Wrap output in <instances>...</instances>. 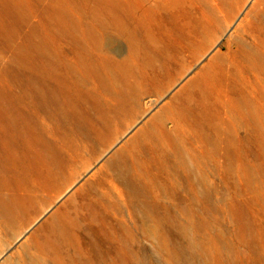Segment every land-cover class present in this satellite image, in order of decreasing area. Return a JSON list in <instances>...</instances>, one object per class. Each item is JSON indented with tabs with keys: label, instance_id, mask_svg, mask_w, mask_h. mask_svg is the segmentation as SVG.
I'll return each instance as SVG.
<instances>
[{
	"label": "rangeland",
	"instance_id": "374dc122",
	"mask_svg": "<svg viewBox=\"0 0 264 264\" xmlns=\"http://www.w3.org/2000/svg\"><path fill=\"white\" fill-rule=\"evenodd\" d=\"M255 2L0 0V264H264ZM149 122L132 191L106 166Z\"/></svg>",
	"mask_w": 264,
	"mask_h": 264
},
{
	"label": "bare ground",
	"instance_id": "6f19581e",
	"mask_svg": "<svg viewBox=\"0 0 264 264\" xmlns=\"http://www.w3.org/2000/svg\"><path fill=\"white\" fill-rule=\"evenodd\" d=\"M263 5L264 7V0H256L255 4L253 5L250 13L248 14L247 17H249V21L248 24L253 22L255 23H260V11L261 8L260 6ZM260 10V11H259ZM256 14V17L253 16V14ZM251 22V23H250ZM246 26L242 25L238 28L237 34L231 37V43H234V47L235 49L232 50L231 46L228 45V49L230 51H237L240 47H242L243 45H245V41L243 39V35L246 32ZM199 93V92H198ZM201 93V91H200ZM180 96H183L182 93L179 94ZM184 104L183 106L187 109L188 113H192V112H196L198 113V111L200 112V110H203L204 107L207 108V104L205 103L204 100H199V101H192V97H184L183 100ZM171 108V107H170ZM202 108V109H199ZM188 113L187 115H179V117L181 116V120L185 121L188 119ZM199 119H201L202 117L199 116ZM168 118L166 117V115L162 112L158 113L157 115H155L154 120L159 121V126L161 128H163V124L164 122L167 120ZM193 119V118H192ZM172 120V119H171ZM199 125V124H198ZM186 126V125H185ZM184 126V127H185ZM203 126V125H202ZM197 127V126H196ZM203 128V127H202ZM154 127H153V123L149 122L147 128L142 129L134 138L133 140H131V142L123 149L120 150L119 152H115L113 154V156L111 157L110 161L107 163L106 167H112L116 170L117 174H118V178H120L121 180H123V182H125L126 184V188H128L129 190L133 191V188L137 185L136 183H133L132 180L129 179V177L134 178L135 177V173H137L140 170H145V168H148L145 165V162L148 161L149 159H151L152 157H148V152L151 150L153 154H155V157L158 159V161L161 163L163 160H165L166 158L168 159L167 153L165 151V144L164 142H162V137H158L154 134ZM160 133V132H159ZM172 131H167L164 133L165 136H167L168 138H170V134H172ZM162 136V135H161ZM140 137L143 138V140L145 141L147 137H151L152 140L153 139H157L155 141H157V143L154 145H152V149L147 147V144L145 143H139ZM171 141H173L172 138H170ZM183 151V150H182ZM219 153V152H218ZM133 154L137 155V161L136 160H132L131 157L133 156ZM186 154V153H185ZM192 155V154H191ZM129 157V160H128ZM193 159V158H192ZM201 159V158H200ZM132 160V161H131ZM174 160V159H172ZM203 162H199V160H195V165H194V170L196 171H200L201 168H204V166L208 167V162H204L205 159H201ZM208 160V158H207ZM186 161H183V159L178 158L177 160H175V164H173L171 166V168H169L168 166L164 165L163 163L161 164L162 168L165 170H167L168 172L170 170H178L181 168H184L186 166ZM190 164V163H189ZM191 166V165H190ZM174 170V171H175ZM182 171V170H181ZM146 172V170H145ZM192 174V173H191ZM204 174V173H203ZM171 176V175H170ZM187 178V177H186ZM182 184V183H181ZM176 187V186H175ZM74 208V206H73ZM66 229V228H65ZM144 230V229H143ZM62 231V230H61ZM154 232V231H153ZM146 233V232H145ZM64 234L62 233V236ZM33 237V236H32ZM34 242V241H33ZM32 244V243H31ZM34 244V243H33ZM36 245V244H35ZM34 247V246H33ZM32 248V247H31ZM42 249V248H41ZM32 251V250H31ZM36 251V250H35ZM34 252V251H33ZM36 255V254H35ZM30 258V257H29ZM5 261V260H4ZM34 261V260H32ZM43 261V260H42ZM35 262V261H34ZM39 262V261H38ZM30 263V262H29ZM2 264H7L6 262L2 263ZM18 264V263H17ZM36 264V263H35Z\"/></svg>",
	"mask_w": 264,
	"mask_h": 264
}]
</instances>
